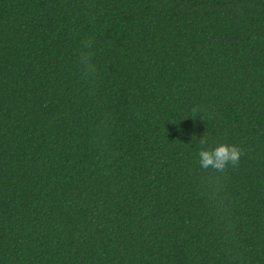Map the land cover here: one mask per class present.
Wrapping results in <instances>:
<instances>
[{
    "label": "trees",
    "instance_id": "obj_1",
    "mask_svg": "<svg viewBox=\"0 0 264 264\" xmlns=\"http://www.w3.org/2000/svg\"><path fill=\"white\" fill-rule=\"evenodd\" d=\"M0 264H264V0H0Z\"/></svg>",
    "mask_w": 264,
    "mask_h": 264
},
{
    "label": "clouds",
    "instance_id": "obj_2",
    "mask_svg": "<svg viewBox=\"0 0 264 264\" xmlns=\"http://www.w3.org/2000/svg\"><path fill=\"white\" fill-rule=\"evenodd\" d=\"M75 65L81 80L95 85L98 78V68L95 62V39L91 36L82 38L79 42ZM199 150L197 153V163L199 169L206 173L204 180L206 187L205 195L216 203L220 202V180L228 168L238 167L243 150L235 145L224 141H214L209 143L207 136L199 138Z\"/></svg>",
    "mask_w": 264,
    "mask_h": 264
}]
</instances>
